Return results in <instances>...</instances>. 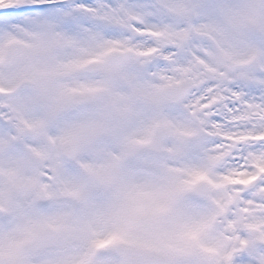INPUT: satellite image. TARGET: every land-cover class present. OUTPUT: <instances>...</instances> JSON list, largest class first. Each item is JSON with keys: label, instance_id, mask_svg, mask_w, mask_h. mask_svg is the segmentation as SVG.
<instances>
[{"label": "snow or ice", "instance_id": "1", "mask_svg": "<svg viewBox=\"0 0 264 264\" xmlns=\"http://www.w3.org/2000/svg\"><path fill=\"white\" fill-rule=\"evenodd\" d=\"M0 264H264V0H0Z\"/></svg>", "mask_w": 264, "mask_h": 264}]
</instances>
